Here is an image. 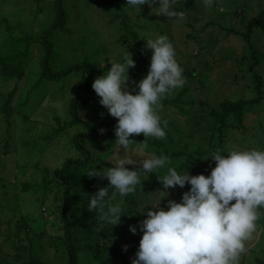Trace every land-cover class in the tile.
Here are the masks:
<instances>
[{"label": "rangeland", "instance_id": "obj_1", "mask_svg": "<svg viewBox=\"0 0 264 264\" xmlns=\"http://www.w3.org/2000/svg\"><path fill=\"white\" fill-rule=\"evenodd\" d=\"M53 2L0 0V42L7 37L4 32L6 24L12 27L15 36L33 33L42 38L43 30L51 32L55 17ZM61 6L66 19L63 28L67 32L56 30L57 33L47 37L52 50H55L50 54L48 64L58 72L66 65L87 58L89 64L99 66V73L92 70L91 85L97 77L107 74L111 63H124L127 52L135 62V66L127 70V87L129 90L135 88L149 71L152 50L146 47V41L167 36L174 46L185 79L184 86L173 90L167 99L172 100L179 95L173 106L182 108L185 114L164 106L160 113L162 119L171 121L176 129L167 125L165 139L148 137L146 140H155L159 147L165 146L168 151L179 150L183 154L199 150L198 157L190 165L193 172H188L189 175L207 176L215 167V161L210 157L219 149L214 116L223 101L245 102V111L240 123L228 118L227 128L222 130L221 154L253 148L264 150V36L254 28L249 36V45L242 38L251 18H264V0H212L211 6H205L204 0H176L173 10L183 12V19L160 15L159 0H154L151 6L141 5L140 10L128 7L126 0H61ZM122 21H125L128 32H133L139 41L138 54L131 35L123 31ZM122 35L128 41L123 45L119 40ZM43 55L42 47L32 43L28 61L22 66L24 76L19 80L0 79V109L7 94L14 89L8 120L3 117L5 113L0 112V256L13 255L15 245L27 246L25 232L16 233L14 226L19 217L27 214L31 221L28 233L32 238L28 259L44 264H67L62 223L58 218V209L62 205L61 188L55 186L52 172L64 159H82L71 143L75 136L82 137V145L90 152V161L81 168L84 175L93 168L100 171L115 166L114 157L119 146L95 102L78 103L73 112L78 120L95 128L99 133L96 138L86 139L87 129L79 124L59 129L61 124L71 119L68 113L70 100L74 97L89 98V93L78 87L81 72L76 70L59 80L39 81V62ZM254 75L261 79L262 84L260 97L252 103L251 100L257 98ZM96 98L99 96L95 95L92 100ZM136 136L130 139L137 143L144 140L143 135ZM135 149L133 144L127 150L121 148L119 154L132 156L139 163L154 153L150 143L143 155ZM183 162L184 156L171 166L178 167ZM171 166L154 170L147 174L146 180V174L141 170L142 189L137 186L135 193L123 198L117 195L110 201L116 204L123 200L124 216L120 217L118 225L111 226L100 220L99 213L88 211L83 214V208L88 209L91 195L86 199H74L69 210L70 223L74 224V220L80 227L75 226L79 231L70 230V234L77 264H116V258L109 251L91 252L92 255L83 247L88 243L99 246L117 244L119 252L122 250L131 258L136 257L143 234L139 225L147 218L148 210L143 214L142 206L151 205L165 195L161 193L165 189L159 180ZM125 167L138 170L142 165ZM43 170H46V180H51L50 190L45 189V193L32 186L42 182ZM183 172L178 170V173ZM86 176L98 187L93 194L109 186L106 178ZM24 186L26 188L22 190ZM189 189L187 183L184 188L167 189L160 207L166 211L168 200L181 202L183 193ZM257 223L258 239L249 242L240 264H256L255 259L264 262V231H261L264 229V216ZM130 226L136 227L135 234L129 230ZM124 246H127L126 250Z\"/></svg>", "mask_w": 264, "mask_h": 264}, {"label": "clouds", "instance_id": "obj_2", "mask_svg": "<svg viewBox=\"0 0 264 264\" xmlns=\"http://www.w3.org/2000/svg\"><path fill=\"white\" fill-rule=\"evenodd\" d=\"M153 2L126 0L128 7L139 10L141 5L151 6ZM175 3L176 0H159L160 15L183 19V12L173 10ZM204 3L211 6L212 0ZM146 42V47L152 50L149 71L135 88L127 87V70L135 66L127 52L124 63H111L107 74L97 77L91 85L100 97L99 103L117 120L114 132L119 150L114 157L115 166L100 171L93 168L86 173L90 178H106L109 182L108 187L89 197L88 211L98 212L99 219L111 226L118 225L124 215L123 200L116 204L110 201L117 195L123 198L135 193L137 186L142 189L141 170L146 180L147 174L172 163L168 156L155 153L139 163L132 156L119 154L121 148L127 150L135 144V151L143 155L148 148L146 138H166L168 122L160 115L164 108L162 101L185 84L184 70L167 36ZM136 135H143L144 140L137 143L130 139ZM221 151L218 149L210 156L215 167L207 176L167 168L159 180L165 189L161 193L165 195L151 205L142 206L143 214L148 209L147 218L139 225L143 234L132 264H240L249 242L258 239L257 222L264 216V150H232L227 155ZM136 164L142 167L138 170L125 167ZM186 183L190 189L183 193L181 202L168 200L167 210H163L160 202L167 189L184 188ZM129 230L133 234L137 231L134 226Z\"/></svg>", "mask_w": 264, "mask_h": 264}, {"label": "trees", "instance_id": "obj_3", "mask_svg": "<svg viewBox=\"0 0 264 264\" xmlns=\"http://www.w3.org/2000/svg\"><path fill=\"white\" fill-rule=\"evenodd\" d=\"M58 3H60L58 5V7L56 6ZM57 7V8H56ZM53 12L55 13V17L53 18V24L52 26V30L51 32H48V30H43V36L42 38H40L41 35L38 36V34H31V33H23L21 35H13V29L12 27H10L9 25H5L4 26V32L6 33L7 37L4 38L1 42H0V79H4L6 81L9 80H19L24 76V70L22 68V66L24 64H26V62L28 61V53H29V46L34 43L39 45L40 47H42L43 51H44V55L42 57V59L39 62L40 65V72H39V76L38 79L39 81L43 80V79H48V80H59L62 79L64 77H66L68 75V73H70L73 70L76 71H80L81 72V77L79 79V85L78 87H80L81 89H83V91H85L87 94L89 93V98H72L68 104V113L71 117V119L65 123V124H61V126L59 127V129H61L62 127L66 128V127H71L73 125H81L83 127H85L87 129L86 131V135L87 138L86 139H92L94 136V138H96L98 136V132L95 130L94 127L89 126L88 124H86L85 122H81L80 120H78L76 114H74V109L76 104L78 103H86V102H95L96 106H97V110L99 111L100 114L104 115L106 117V121L108 123V127L110 129V131L114 134V138L116 140L115 137V132H114V128L115 125L117 123V120L113 117H111L108 114V110L103 107L100 103V97L96 98L94 100H92V97H94L96 94L94 92V90L91 87L90 84V77L92 75V70L95 69L97 73H99V66L97 64H89L87 58L83 59L82 61H80L79 63L76 64H71V65H66L64 66L60 71L58 72H54L51 68V66H49L48 64V59L50 58V54L53 52L55 53V50H52L50 42L47 40V37L51 34L57 33L58 31L61 32H67L66 29L63 28V25L66 21L65 19V15H64V11H63V7L61 6V0H54L53 2ZM124 20V19H123ZM4 23H6L5 20H3ZM126 23L125 21H122V28L123 31L126 32L125 34L127 35H131V42H133L134 45H136V51L138 54V45H139V41L137 40V38L135 37V35L133 34V32H128L127 27H126ZM257 28L261 31V33L264 36V18L261 17H253L250 19V21L248 22L247 26H246V30L245 33L242 35L243 40L249 45L248 40H249V36L250 33L252 31V29ZM57 30V32H56ZM234 34H239L235 31H230ZM39 33V32H38ZM241 35V34H239ZM120 43L126 44V40L124 39V36L122 35L120 38ZM256 78V91H257V98L254 100H251V102H257L258 98L260 97V87H261V79L259 77H257V75H254ZM13 91H10L7 94V97L4 99L3 104L1 105V109L0 112L5 113V115H3V117H5L7 119V114H8V107H9V103L11 100V96L13 94ZM91 95V97H90ZM178 96H176L175 98H173L172 100L169 99H164L162 101L164 106H171L172 108H175L179 111V114L184 115V111L182 110V108H177L175 106H173L174 103L178 102ZM181 103V101H179V104ZM245 103V102H244ZM244 103L243 102H231V101H223L220 103L219 107H218V112L215 113L214 116V122L217 125L216 126V132L218 133L217 135V145L218 148L220 149V145L223 141V136H222V130L227 128V120L228 118H231L233 121H236L237 123H240V119H241V115L242 113L245 111L244 110ZM100 106V107H99ZM73 112V113H72ZM8 120V119H7ZM164 120V119H162ZM58 121H55V123ZM167 125L176 129V127L173 125V123L171 121L167 120ZM64 125V126H62ZM63 130V129H61ZM84 136V137H85ZM133 137V136H131ZM138 138H141L140 136H136ZM83 139L82 137L79 136H75L74 138H72L71 143L72 146L78 150L82 156V159L79 158H74V159H64L63 162L61 163L59 168H56L53 170L52 172V180L56 183L55 186H58L61 188V207L58 209V218L60 219V222L62 223V234H63V241H64V245H65V250L67 252V264H77L78 262H76V256L77 254L75 253V248L73 247V245L71 244V238H72V234H70V230L76 229V227H80L79 223H76L74 220V224L70 223V219H71V214L69 212L70 207L72 206V203L74 201L75 198H84L86 199L87 197H89L90 195L93 194V192L98 188L97 186H95L93 184V182L86 176L83 174L82 169L85 165H87V163L90 161V152L84 148V146L82 145ZM148 143H150V145L153 147V151L156 155L160 156V155H166L168 156L172 163L174 161H176L177 159L181 158L182 156H184V162L181 163L178 167H174L177 171L179 169L182 170H187V172H189V174H192V169H190V165L193 162V159L195 157H198L199 155V150H195L192 151L190 154H183L181 151L179 150H175V151H168L167 148L164 147H159L156 144L155 140H148ZM224 155V154H223ZM172 163L168 166H171ZM172 167V166H171ZM43 176H42V182L36 186L35 183L32 184V186L36 187V188H40L41 193L44 192L45 193V189H49L48 185L51 183V180L49 181L46 180L47 178V174H46V170H43L42 172ZM26 187H22L21 189H25ZM50 190V189H49ZM33 195V194H32ZM84 209V213L83 214H87L88 213V209H86L85 207ZM94 213H98V212H94ZM84 216V215H83ZM31 221L30 219L27 217V214H23V216L19 217L15 223V232H25L26 235V240H27V246H20L18 245L16 247V245L13 247L14 251H13V255L9 256L7 254L0 256L1 258V262L0 264H44L41 263L40 261H37L35 259H28L29 256L31 255V253H29L28 248L31 245L32 242V238L29 235L28 231L30 230V224ZM74 225V226H72ZM76 226V227H75ZM75 227V228H74ZM77 231H79L78 229H76ZM75 230V231H76ZM76 231V232H77ZM60 243V242H59ZM30 244V245H29ZM59 245V244H58ZM83 247L85 249H88L91 252L95 253L96 251L101 252V250L103 251H109L111 255H113L116 258V264L118 262V264H132V260L135 259L136 257L131 258L130 256H128L129 254H127L126 252H119V248L117 247V244H111L109 246H105V244H103L102 246L99 245H90L89 243L86 245H83ZM26 249V251H25ZM25 251V253H24ZM26 252H28V256L26 255ZM93 253H91L93 255ZM255 263L256 264H264V262L255 259Z\"/></svg>", "mask_w": 264, "mask_h": 264}, {"label": "water", "instance_id": "obj_4", "mask_svg": "<svg viewBox=\"0 0 264 264\" xmlns=\"http://www.w3.org/2000/svg\"><path fill=\"white\" fill-rule=\"evenodd\" d=\"M97 96V95H96ZM98 97V96H97Z\"/></svg>", "mask_w": 264, "mask_h": 264}]
</instances>
